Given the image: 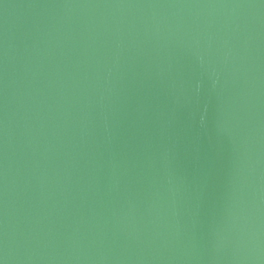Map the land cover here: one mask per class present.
I'll use <instances>...</instances> for the list:
<instances>
[{
    "label": "water",
    "instance_id": "obj_1",
    "mask_svg": "<svg viewBox=\"0 0 264 264\" xmlns=\"http://www.w3.org/2000/svg\"><path fill=\"white\" fill-rule=\"evenodd\" d=\"M3 264H264V0H0Z\"/></svg>",
    "mask_w": 264,
    "mask_h": 264
},
{
    "label": "snow or ice",
    "instance_id": "obj_2",
    "mask_svg": "<svg viewBox=\"0 0 264 264\" xmlns=\"http://www.w3.org/2000/svg\"><path fill=\"white\" fill-rule=\"evenodd\" d=\"M0 264H3V261L2 260H0Z\"/></svg>",
    "mask_w": 264,
    "mask_h": 264
}]
</instances>
